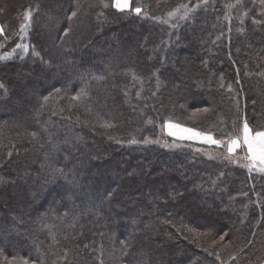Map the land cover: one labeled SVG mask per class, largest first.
Returning a JSON list of instances; mask_svg holds the SVG:
<instances>
[{
  "label": "trees",
  "instance_id": "trees-1",
  "mask_svg": "<svg viewBox=\"0 0 264 264\" xmlns=\"http://www.w3.org/2000/svg\"><path fill=\"white\" fill-rule=\"evenodd\" d=\"M106 2L0 0V264H264V178L151 142L264 130V18L222 35L232 0Z\"/></svg>",
  "mask_w": 264,
  "mask_h": 264
},
{
  "label": "snow or ice",
  "instance_id": "snow-or-ice-1",
  "mask_svg": "<svg viewBox=\"0 0 264 264\" xmlns=\"http://www.w3.org/2000/svg\"><path fill=\"white\" fill-rule=\"evenodd\" d=\"M206 2V0H205ZM99 4L103 8H108L109 4L106 2V0H99ZM113 6L119 10L120 12L125 11H134L137 15H140L142 13L141 7L137 6L134 9L131 7L130 0H113ZM184 11L181 18H186L187 14L191 9L187 8V6H181ZM196 7H199V4L196 5ZM229 7H232L231 5ZM180 12V9H176L175 11L169 12V17L176 16L177 13ZM77 13L73 11L71 13V17H76ZM246 15V13H245ZM32 19V12L31 10H26L24 21L25 23H22L20 25V32L24 33L26 35L27 29L30 26V22ZM5 29L3 25H0V36H3L5 40L8 39L7 36L4 35ZM65 35H67V32H65ZM4 45L0 43V49H2ZM16 49L21 50L24 53L28 52L29 46L24 43H19L15 46L13 49V52H15ZM36 55H39V53H36ZM9 56L3 55L0 56V60L8 59ZM95 79H103V77H95ZM59 92L60 90L57 89ZM87 97V91L86 89H81L80 93H78L76 96L73 97L74 100H82V98ZM45 100H47V97H45ZM183 107V105H181ZM211 111L210 108H203L200 110L201 113L207 114ZM197 113L193 112L192 116H196ZM151 123V121H149ZM106 128L112 127L111 124L105 123L103 125ZM162 131H166L167 136L173 137L174 139L179 140H195L199 141L200 143L216 146L217 148H224V152L220 153L221 157L224 160H227L228 162H236L239 163L240 159H243L245 163L242 165L243 167L247 168L250 172L256 171L259 173L264 174V130H254L252 127H250L248 121L244 119L242 126H240L238 129L234 128L233 133L226 134L225 137H222L220 139H217L214 137V135L211 132H202L198 131L194 127H186L179 123H174L172 120H167L162 126ZM35 135V134H33ZM139 141L132 139L129 141L131 144H136ZM144 143H149L150 141L145 139L143 141ZM152 143H160L159 140L151 141ZM165 147H179L178 144L172 143L168 144L167 142L164 143ZM238 151H242L243 155L238 156ZM212 158V157H210ZM55 172L62 173V169H55ZM221 240H223V236H221ZM123 243V242H122ZM126 246V245H125ZM13 264H28V261L26 260H18L13 261Z\"/></svg>",
  "mask_w": 264,
  "mask_h": 264
},
{
  "label": "rangeland",
  "instance_id": "rangeland-1",
  "mask_svg": "<svg viewBox=\"0 0 264 264\" xmlns=\"http://www.w3.org/2000/svg\"><path fill=\"white\" fill-rule=\"evenodd\" d=\"M249 3H252L253 6L257 8L258 15L261 16V19H263L264 18V0H232V2L230 3V5L232 7H229L228 8V11H226L225 14L222 13V12H216V15L213 17V20L211 18V22L215 20L216 24H220V26H221L220 30L221 31L224 28V26L226 27V32H224V29H223L222 35H224L225 33L227 34L229 32V24H231V21L232 22L233 21L235 22V26L234 27H236V30L240 31L245 26V23L247 21L246 20L247 17H245L246 16L245 13L246 14H249L250 13V10L252 8H254V7L249 8ZM130 4H131V0H130ZM235 5L241 7L245 11H243V10H241V11L236 10V12L234 14H232L233 11L235 10V9H233V7ZM197 8L198 7L195 6L189 12L190 13L191 12L192 13L194 12V14H195ZM209 12H210L211 15H213V11L211 9L209 10ZM178 14H180V12H178L176 16H173V17H169L168 16L169 17L168 19L170 21H172V20H176V18H178L177 22H179V20H183L184 18L183 19L181 18V16L183 14H181V15H178ZM218 14L220 15L219 17L217 16ZM239 14H240V16H239ZM241 14H242V17L243 18L241 17ZM237 22L240 23V24H237L236 25ZM260 24L263 26V22H260ZM237 26H238V28H237ZM246 30L247 29H245V31ZM218 31H219L218 29H215V33H218ZM242 31L243 30H241L240 33H242ZM186 127H188V126H186ZM160 130H161V132H160L159 141H160L161 144L164 145V143L167 142L168 144L175 143V144H178L179 145V147H171V148L166 147L168 149H176V148L189 147V148H192L197 153H199V154H201V155H203V156H205L207 158L212 157L215 160H221V159H223L221 157L220 153L224 152L225 150L222 147H221V150H222L221 151L216 146L206 145V144L200 143L199 141L174 139L173 137L167 136L166 131H162V127H161ZM187 143H189V144H187ZM237 155L238 156H242L243 155V152L242 151H238ZM229 163H231L234 166L240 168V166L242 167V165L245 163V161L243 159H240L239 163H236V162H229ZM251 172H256V171H251ZM256 173H257V176H259L261 178H264V174L259 173V172H256ZM252 174H254V173H252ZM230 261H231L230 259L227 260L226 261L227 263L225 262V264H229L228 262H230ZM230 264H232V263H230Z\"/></svg>",
  "mask_w": 264,
  "mask_h": 264
}]
</instances>
